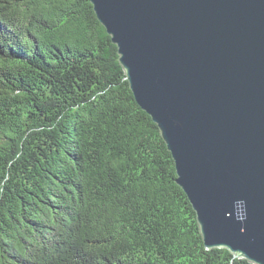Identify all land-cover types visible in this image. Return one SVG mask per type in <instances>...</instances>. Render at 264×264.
<instances>
[{"label": "trees", "instance_id": "16d2710c", "mask_svg": "<svg viewBox=\"0 0 264 264\" xmlns=\"http://www.w3.org/2000/svg\"><path fill=\"white\" fill-rule=\"evenodd\" d=\"M92 0H0V264H253L206 249Z\"/></svg>", "mask_w": 264, "mask_h": 264}, {"label": "water", "instance_id": "95a60500", "mask_svg": "<svg viewBox=\"0 0 264 264\" xmlns=\"http://www.w3.org/2000/svg\"><path fill=\"white\" fill-rule=\"evenodd\" d=\"M206 249L264 264V0H92Z\"/></svg>", "mask_w": 264, "mask_h": 264}]
</instances>
